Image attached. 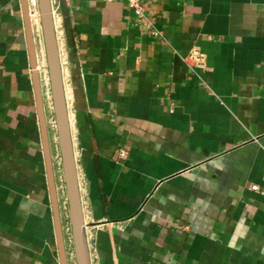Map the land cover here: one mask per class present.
I'll list each match as a JSON object with an SVG mask.
<instances>
[{
    "label": "crops",
    "instance_id": "0c3cea01",
    "mask_svg": "<svg viewBox=\"0 0 264 264\" xmlns=\"http://www.w3.org/2000/svg\"><path fill=\"white\" fill-rule=\"evenodd\" d=\"M142 3L152 27L125 0H52L91 264H264V0ZM0 264H61L21 0H0Z\"/></svg>",
    "mask_w": 264,
    "mask_h": 264
},
{
    "label": "water",
    "instance_id": "95a60500",
    "mask_svg": "<svg viewBox=\"0 0 264 264\" xmlns=\"http://www.w3.org/2000/svg\"><path fill=\"white\" fill-rule=\"evenodd\" d=\"M22 1V9L33 68V78L36 88L41 132L46 158L48 180L52 196V207L56 222L57 241L61 264H69L67 248L61 218V207L58 197L54 173L53 156L51 152L49 126L45 114L41 74L38 70L35 33L28 0ZM42 35L45 46L46 64L48 70L50 91L55 117L58 146L61 155L63 180L68 203V215L71 225L72 242L76 264H91L90 248L86 233L83 205L80 193L77 162L71 133L69 111L66 100L65 85L60 58V50L56 34L52 0H38Z\"/></svg>",
    "mask_w": 264,
    "mask_h": 264
},
{
    "label": "built area",
    "instance_id": "2783aa9c",
    "mask_svg": "<svg viewBox=\"0 0 264 264\" xmlns=\"http://www.w3.org/2000/svg\"><path fill=\"white\" fill-rule=\"evenodd\" d=\"M30 5V12L32 23L34 27V33L40 37H42V27H41V19H40V12H39V3L38 0H28ZM128 6L134 10L136 20L140 23L147 24L152 27V22L150 20V16L142 3V0H125ZM151 33L155 37H159L162 35L161 30L156 28L151 29ZM187 63L192 67L196 68L197 66H204L205 65V55L198 49L194 48L190 51L189 55L186 57ZM49 82V81H48ZM56 127V125H55ZM257 188L256 185L253 186Z\"/></svg>",
    "mask_w": 264,
    "mask_h": 264
},
{
    "label": "rangeland",
    "instance_id": "374dc122",
    "mask_svg": "<svg viewBox=\"0 0 264 264\" xmlns=\"http://www.w3.org/2000/svg\"><path fill=\"white\" fill-rule=\"evenodd\" d=\"M40 23H41V21H40ZM42 39H43V36H42ZM48 81H49V77H48ZM49 83V82H48ZM49 86H50V84H49Z\"/></svg>",
    "mask_w": 264,
    "mask_h": 264
}]
</instances>
